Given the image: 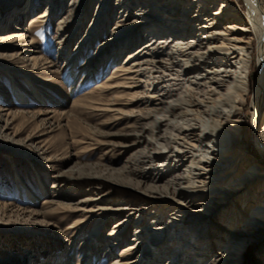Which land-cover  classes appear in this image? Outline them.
<instances>
[{
    "label": "bare ground",
    "instance_id": "obj_1",
    "mask_svg": "<svg viewBox=\"0 0 264 264\" xmlns=\"http://www.w3.org/2000/svg\"><path fill=\"white\" fill-rule=\"evenodd\" d=\"M33 1L21 10L24 0L0 2L8 8L4 17L0 6V44L19 43L11 50L20 46L19 52L0 54V71L28 80L32 95L41 99L19 65L32 61L34 70L44 60L29 57L35 51L25 31L7 25L29 14ZM97 1L87 35L108 20L109 0ZM78 3L71 1L55 27L59 46L69 30L74 34L82 28L88 6L78 22ZM114 5L125 18L134 7V18L126 23L114 17V31L100 47L118 59L133 43H143L123 54V63L112 74L115 84L100 87L112 91L109 105L93 106L94 111L111 113L113 124L120 127L95 133L107 148L127 156L119 170L105 169L111 176L95 173L86 178L88 190L96 191L97 206L89 215L94 222L89 237L98 242L102 218L123 214L108 235H118L130 222L139 234L135 242L143 238V249L136 262L114 258L112 264H158L159 253L173 254L169 264H264V166L258 158L244 166L242 136L249 103L255 149L264 157V0H245V20L223 0H115ZM48 12L45 9L40 17ZM83 43L89 45L91 38L76 48ZM254 64L257 75L250 97ZM53 67L49 73L55 79ZM138 84L142 93H133L127 105L141 108L115 109L114 94L137 89ZM68 171L55 173L57 187L84 176ZM114 185L127 199L112 208L102 206L98 193H109ZM140 210L152 213L146 227L132 221ZM128 251L122 253L124 258Z\"/></svg>",
    "mask_w": 264,
    "mask_h": 264
},
{
    "label": "rangeland",
    "instance_id": "obj_2",
    "mask_svg": "<svg viewBox=\"0 0 264 264\" xmlns=\"http://www.w3.org/2000/svg\"><path fill=\"white\" fill-rule=\"evenodd\" d=\"M28 1L24 0V4L18 8L29 7ZM71 1L34 0L35 5L30 7L32 10L29 14L7 23L10 27L25 31V39L32 42L35 51L29 57L44 62L37 63L34 70L32 61L19 65L21 74L30 76L41 99L32 95L28 80L13 75L10 77L0 71V264H112L114 258L136 262L143 249V238L138 244L135 242L139 234L134 232L130 222L121 227L118 235H108L113 225L124 218L123 214L102 218L98 242L96 238L89 237L94 226L89 215L97 207L94 200L96 191L88 190L85 183L89 175L102 173L106 177L111 176V172L105 169L119 170L127 156L116 149L107 148L103 144L104 139L95 133L114 132L120 127L113 124L111 113L94 111L93 106L98 102L109 105L112 91L103 92L100 87L115 84L112 74L123 63V54L143 43H133L134 46L123 50L118 59L109 56L105 46L100 47L114 31L113 18H124L129 23L134 18L135 8L126 13L125 18L123 13L117 14L119 11L114 7L115 0H109L105 8L109 10L108 20L99 22L96 29L87 35L98 1L79 0L74 7L78 22H81L84 6H88L87 14L82 17V28L74 34H70L69 30L59 46L55 27L66 14ZM223 1L235 9L240 18L246 19L245 0ZM45 9L49 10L48 16L40 17ZM7 10L1 7L2 16L5 17ZM13 12L8 11L9 14ZM87 37L91 38V43H83L79 49L76 48ZM12 44L19 43L2 42L0 54L19 52L20 46L10 49ZM119 45L115 50L117 53ZM92 62V65L82 66ZM1 64L8 65L7 61ZM50 65L56 66L52 68L58 72L55 79L49 73ZM256 75L254 64L250 77V97ZM139 85L134 90L124 89L118 96L114 94L116 105L113 107L122 112L138 109L140 106H129L127 102L133 93H142V85ZM248 107L249 103L245 107L242 129L247 152L244 166L253 164L257 158L264 166V157L255 149V130L252 129ZM63 170H76L75 177L84 176H80L82 180L69 182L60 188L54 183V175ZM259 185L254 187L258 188ZM113 187L109 193H98V198L103 199L102 206L112 208L127 199L119 192L120 188ZM138 213L139 216H133L132 221L136 219L146 227L145 220L153 217L152 213L148 210ZM151 220L154 221L153 218ZM129 249L128 256L124 258L122 253ZM172 256L171 253H159L158 264H169ZM254 257L251 255V258Z\"/></svg>",
    "mask_w": 264,
    "mask_h": 264
}]
</instances>
